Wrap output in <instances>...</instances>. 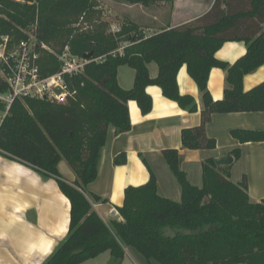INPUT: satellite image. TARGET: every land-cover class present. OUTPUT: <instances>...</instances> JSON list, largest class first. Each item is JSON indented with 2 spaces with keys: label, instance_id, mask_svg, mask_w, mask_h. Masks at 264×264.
<instances>
[{
  "label": "trees",
  "instance_id": "trees-1",
  "mask_svg": "<svg viewBox=\"0 0 264 264\" xmlns=\"http://www.w3.org/2000/svg\"><path fill=\"white\" fill-rule=\"evenodd\" d=\"M89 1L51 0L50 11L46 12L44 1L0 0V36L27 40L28 31L34 30L42 43L64 37V46L69 44L76 55H106L103 61L89 62L84 73L68 77L76 94L67 103L26 98L24 102L33 106L29 110L17 99L0 121V153L32 166L45 178L56 179L71 201L69 231L43 264H81L108 250L112 253L109 264H121L124 246L160 264H264V199H250L246 176L239 183L230 179L233 161L225 168L215 158L206 159L204 185L198 187L190 183L182 169L180 150H164L181 184L182 200L162 197L152 173L147 183L126 187L124 203L118 207L123 220L110 224L93 209L91 201L107 199L94 193L87 195L88 186L98 175L109 128L112 126L116 134L132 128L129 100H136L143 114L151 111L148 85L160 86L163 94L182 108L198 110L195 98L179 90L177 75L184 64L203 99L200 124L182 130L185 148L216 147V139L206 132L214 113L264 112V82L247 91L243 86L244 76L264 63V32L257 37L241 36L236 30L240 15L233 16V1L217 0L194 22L149 36L131 19L117 32H107L100 24L91 31L67 36L61 33V25H67L69 19L77 22L90 13ZM116 1L147 6L159 0ZM230 40L247 43V52L234 63L215 56ZM123 41L131 43L123 54L110 53ZM152 61L159 64L156 77L149 72L148 63ZM40 64L44 75L60 69L52 54L41 58ZM125 64L136 70L131 89L122 88L117 79L118 67ZM214 67L226 71L224 97L220 100H215L208 89ZM6 91L7 83L0 75V92ZM0 111H6L1 102ZM232 135L242 142L264 141V131L236 129ZM232 154L238 158L241 150ZM64 158L76 174L75 181H69L59 170ZM114 162L125 164L126 152L118 154Z\"/></svg>",
  "mask_w": 264,
  "mask_h": 264
},
{
  "label": "crops",
  "instance_id": "crops-1",
  "mask_svg": "<svg viewBox=\"0 0 264 264\" xmlns=\"http://www.w3.org/2000/svg\"><path fill=\"white\" fill-rule=\"evenodd\" d=\"M217 0H159L150 5H127L129 19L135 21L146 36L163 30L194 22L207 13ZM233 1V16L240 15L241 36L257 37L264 32V0ZM133 8V9H132ZM135 10V13L133 12ZM247 52L245 40H230L216 51L217 59L236 62ZM150 75L156 77L159 64L148 63ZM136 70L125 64L117 71L119 85L124 89L134 86ZM181 94L195 98L198 110L190 112L178 102L166 97L160 86L152 84L146 88L152 97V109L143 114L136 100H129L128 108L132 128L116 134L111 126L107 142L102 150L97 178L88 186L87 195L97 194L105 202L92 200L93 209L110 224L123 220L118 207L125 199L129 185L147 183L152 173L157 180L158 193L165 198L180 202L181 184L168 164L163 151L177 148L182 155V169L191 184L204 185L203 163L208 158L219 159L232 156L230 179L239 183L247 177L248 194L253 202L264 199V141L242 142L232 135L236 129L264 131V112L214 113L206 125L209 137L216 139L212 149H188L182 145L181 133L185 128L197 126L203 109L202 93L184 64L177 75ZM264 82V63L246 74L244 90H250ZM226 71L214 67L210 71L208 89L215 100L224 97ZM240 149L238 158L232 154ZM126 152L127 162L115 164V157ZM59 170L66 178L62 165ZM64 166V165H63ZM222 167H228L223 164ZM70 178L76 180L74 171L66 168ZM71 219V201L60 190L54 178H45L40 172L15 158L0 153V264H43L55 246L67 235ZM121 264H160L148 261L131 246H124ZM111 251L81 264H109Z\"/></svg>",
  "mask_w": 264,
  "mask_h": 264
},
{
  "label": "built area",
  "instance_id": "built-area-1",
  "mask_svg": "<svg viewBox=\"0 0 264 264\" xmlns=\"http://www.w3.org/2000/svg\"><path fill=\"white\" fill-rule=\"evenodd\" d=\"M42 44L30 38L13 41L9 35L0 36V73L8 86V91L0 92V102L6 105V111L17 99H47L64 103L70 95L68 77L84 73L89 62L106 58V55L80 57L67 48L62 54L61 68L44 75L38 50Z\"/></svg>",
  "mask_w": 264,
  "mask_h": 264
},
{
  "label": "rangeland",
  "instance_id": "rangeland-1",
  "mask_svg": "<svg viewBox=\"0 0 264 264\" xmlns=\"http://www.w3.org/2000/svg\"><path fill=\"white\" fill-rule=\"evenodd\" d=\"M21 2H24V0H18ZM34 1H44L45 3V9L46 12H49V7L51 4V0H34ZM90 5H91V11L89 14L84 15V17H79L77 22L71 21L69 19L67 21V25H61V33H64L65 36L69 35L71 32L72 34H76L77 32L81 31H88V30H93L96 28V26L103 24L105 27V30L107 32H117L121 29L122 25L129 20V15H128V10H127V5H132L130 3L122 2V1H116V0H90ZM133 9V8H132ZM135 13V10H133ZM37 24H34V27L36 29ZM34 30L28 31L29 38L39 42L37 38L34 35ZM59 32V35L61 34ZM145 34V33H144ZM66 39L64 37H59L58 39L50 42V43H43L40 46V53H41V58L44 56H48L50 54L54 55L57 58V62L60 64V68L62 66V54L63 52L68 48L70 49L69 44L64 46ZM131 43L129 41H123L120 43L119 47L115 50H113L110 53L113 54H123L125 47L129 46ZM44 45V46H43ZM71 51V49H70ZM72 52V51H71ZM73 53V52H72ZM74 54V53H73ZM76 55V54H75ZM80 56V55H77ZM82 57V56H80ZM1 75V73H0ZM70 83V82H69ZM76 90H73L70 87V95L69 98L64 103H67L69 99L73 96H75ZM22 104L27 107L29 110H32V105L31 104H26L24 102V99H20ZM43 100V99H41ZM51 102L59 103L57 101H52ZM10 110V109H9ZM8 110V111H9ZM8 111H0V121L2 118L8 113ZM64 165V166H63ZM62 165V170L66 176V178H70L71 176L68 175L66 172V168L71 172L73 169L71 168L70 164L68 161L64 158V164Z\"/></svg>",
  "mask_w": 264,
  "mask_h": 264
},
{
  "label": "water",
  "instance_id": "water-1",
  "mask_svg": "<svg viewBox=\"0 0 264 264\" xmlns=\"http://www.w3.org/2000/svg\"><path fill=\"white\" fill-rule=\"evenodd\" d=\"M92 56H93V52H89V53L85 54L86 58H91ZM233 159L234 158L232 156H225V157H222V158H219V159H216V160H217V163L219 165H222V164H228V163L232 162Z\"/></svg>",
  "mask_w": 264,
  "mask_h": 264
}]
</instances>
